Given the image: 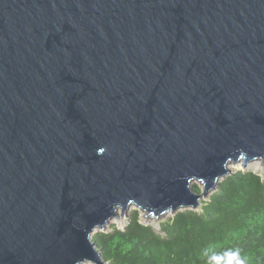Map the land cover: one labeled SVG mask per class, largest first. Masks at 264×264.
<instances>
[{
    "label": "water",
    "instance_id": "obj_1",
    "mask_svg": "<svg viewBox=\"0 0 264 264\" xmlns=\"http://www.w3.org/2000/svg\"><path fill=\"white\" fill-rule=\"evenodd\" d=\"M257 159L264 0H0V264H108L119 208L198 210Z\"/></svg>",
    "mask_w": 264,
    "mask_h": 264
},
{
    "label": "trees",
    "instance_id": "obj_2",
    "mask_svg": "<svg viewBox=\"0 0 264 264\" xmlns=\"http://www.w3.org/2000/svg\"><path fill=\"white\" fill-rule=\"evenodd\" d=\"M92 239L108 264H264V180L233 171L198 210L177 211L160 232L134 210L124 229Z\"/></svg>",
    "mask_w": 264,
    "mask_h": 264
},
{
    "label": "rangeland",
    "instance_id": "obj_3",
    "mask_svg": "<svg viewBox=\"0 0 264 264\" xmlns=\"http://www.w3.org/2000/svg\"><path fill=\"white\" fill-rule=\"evenodd\" d=\"M229 166L232 168V171H237V170L253 171L258 175H260L261 178L264 180V162L262 159L251 161L247 164L246 167L243 166V161L232 162L230 163ZM192 185H195L197 188H199L200 189L199 191H201L203 188L202 183L197 180L192 181ZM206 199H208V197ZM134 210H138L140 220L143 224L152 225L159 232H160V223L176 213L169 211L165 214H162L159 217L146 216L144 211L140 210L136 205L132 204L130 205L129 209L125 212H122L121 209L119 208L117 211L118 216L112 218L104 228H96L94 230V233L98 231L107 232L113 229H124L125 226L128 224L130 215L133 213ZM181 210H185V209H181ZM81 264H94V263H92L91 261H87Z\"/></svg>",
    "mask_w": 264,
    "mask_h": 264
}]
</instances>
